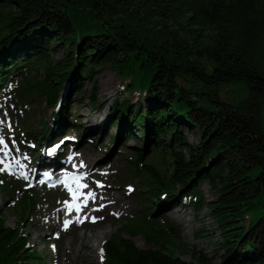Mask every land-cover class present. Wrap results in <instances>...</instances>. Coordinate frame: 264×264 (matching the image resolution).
Here are the masks:
<instances>
[{
	"label": "trees",
	"instance_id": "16d2710c",
	"mask_svg": "<svg viewBox=\"0 0 264 264\" xmlns=\"http://www.w3.org/2000/svg\"><path fill=\"white\" fill-rule=\"evenodd\" d=\"M66 46L65 58L55 60L53 51ZM23 62L43 66L34 86L58 105L51 116L58 129L70 125L71 95L85 77L93 87L85 99L104 107L94 80L100 67L111 66L128 80L127 93H139L136 104L114 97L108 121L117 128L114 145L136 140L132 149L124 144L128 166L148 196L141 213L104 242L103 264H214L202 252L193 251V260L180 256L188 249L166 215L185 204L208 206L219 221L220 264H264V214L243 223L264 191V0H0V94ZM232 83L246 95L228 102L221 87ZM48 130L25 137L51 145L55 129ZM186 130L196 132V143ZM155 150L169 156L170 172L144 163ZM203 183L216 190L215 199L204 198ZM34 202L28 189L16 208L22 221ZM4 212L0 205V264H48L21 222L8 226ZM231 222L239 225L225 227ZM138 235L149 247L137 245Z\"/></svg>",
	"mask_w": 264,
	"mask_h": 264
},
{
	"label": "rangeland",
	"instance_id": "374dc122",
	"mask_svg": "<svg viewBox=\"0 0 264 264\" xmlns=\"http://www.w3.org/2000/svg\"><path fill=\"white\" fill-rule=\"evenodd\" d=\"M51 46L53 45L50 44V48ZM67 50V46L62 49L57 48L52 56L55 60L64 59ZM23 63L15 71L17 75L9 82L5 93L0 94V122H2L0 123V137L4 139L7 146L5 148L4 145H0V149H3L0 151V158L4 160V163L0 164V169H3L5 164H11L10 169L0 171V205L5 211L4 220L8 226H17L20 221L30 244L46 257L48 264H103L101 249L104 242L119 228L121 221L141 213L142 200L148 196L147 187L141 183L142 176L131 174L128 166L132 154L130 148L126 147L132 149L136 140L121 139L114 145L111 136L117 128L108 121V109L114 97L130 98L136 104L139 93H127L124 86L128 80L122 82L114 68L100 67L95 72L94 80L97 81V98L100 103L104 104V107H91L85 99L84 94H89L93 88L92 77H85L71 95L70 105L73 110H70L69 116L67 115V118L71 120L70 125L58 129L59 126L55 125L51 118L58 105L54 106L49 103L36 91L37 87L34 86L38 80L43 78L45 73L43 66L36 64L31 67L26 62ZM108 80L111 81L109 86L105 85ZM67 84L68 82L63 84L61 94L66 92ZM243 88L237 83L222 86L221 96L228 102L239 101L246 95V90ZM45 120L48 121L47 129H44ZM51 129H55L52 141L59 138L64 140V144L58 150L59 153L66 156V159L73 158L70 163L69 160L67 161L68 164L82 171L83 183H87V187L95 193V199H89L87 207L78 213L81 218L85 216L89 218L83 219V222L78 220L73 222L74 214L70 213L63 221L69 220L72 223L65 228L62 221L61 230L58 223L61 214L60 207L63 202L72 199L68 193L49 188L47 185H35L31 188L30 183L33 182L32 177L39 161L38 157L45 154L42 150L48 142L44 143L37 138L25 137V134L31 130L51 132ZM186 132L191 142L198 141L195 131L186 130ZM138 135L141 136V134ZM38 152L39 155H37ZM144 163H154L162 171L172 170L169 156L159 150H155L151 156L146 157ZM21 165H25V169ZM141 169L144 170L145 166ZM10 170L14 173L10 174ZM259 172L260 167L257 166L252 168L249 174L255 177ZM98 179L103 181L105 186L98 188L95 183ZM40 180L41 174L37 177V184ZM12 184H15V190L10 193L6 192ZM28 189H32L35 194V204L32 211L27 213L25 220L22 221V214L16 208ZM202 190L207 201L217 197L216 190L208 183H203ZM110 197L117 199L113 200L115 207L113 212L100 207L105 204L104 199ZM83 200L80 198L81 203ZM255 200L256 206L247 213L243 223L255 222L260 215L264 214V191ZM181 216L183 220H180ZM91 217H102L103 219L93 222ZM166 219L172 222L177 230L179 228L182 242L188 249L186 253L179 252L183 259L193 260L191 254L195 251L197 254L202 252L214 264L221 263L224 249L219 243L224 240L223 229L208 206L200 210H196L193 204L174 207L167 212ZM237 225H239L238 222H231L225 227ZM106 227H109L107 234L100 239L97 238L96 234ZM236 231L233 230L231 233ZM83 238L87 239L89 247L95 248L94 257L88 255L90 250L81 246ZM134 240L141 248L149 247L143 235H138Z\"/></svg>",
	"mask_w": 264,
	"mask_h": 264
},
{
	"label": "snow or ice",
	"instance_id": "6c2138e0",
	"mask_svg": "<svg viewBox=\"0 0 264 264\" xmlns=\"http://www.w3.org/2000/svg\"><path fill=\"white\" fill-rule=\"evenodd\" d=\"M2 123V122H0ZM0 145H4L5 148L7 147L5 144V141L2 137H0ZM58 147V146H57ZM0 151H3V149H0ZM5 155H7V153H5ZM4 160L2 158H0V164H3ZM82 166V165H81ZM11 168V164H5L3 169H0V171L5 170V169H10ZM26 178V175H25ZM82 176H66L64 181H61L62 183H65V185L67 186L69 192L72 194V200L71 201H65V204L67 205V209L69 212H71L73 209H75V211L77 213H80L83 208L87 207L88 204V200L89 199H95V193L94 192H89L87 194H84L82 192L79 191V189L87 187V185L84 184H80L79 181L82 179ZM71 181V182H70ZM75 183L76 187L73 188L72 184ZM99 187H103L102 184L98 185ZM80 196H84L85 199L83 200V203L80 202ZM100 207H104L103 205H101ZM98 210V209H97ZM89 217L85 216L83 218H81L79 215L77 216V220L79 222H83V219H88ZM98 219H103L102 217H91V220L93 222H95ZM64 227L67 228L70 223H72V221L69 220H64ZM101 254H102V258H103V249H101Z\"/></svg>",
	"mask_w": 264,
	"mask_h": 264
},
{
	"label": "bare ground",
	"instance_id": "6f19581e",
	"mask_svg": "<svg viewBox=\"0 0 264 264\" xmlns=\"http://www.w3.org/2000/svg\"><path fill=\"white\" fill-rule=\"evenodd\" d=\"M110 80H108V81H106L105 82V85H110ZM111 103H113V100L111 101ZM110 103V104H111ZM92 126H95V125H92ZM58 131V130H57ZM73 155H74V153H73ZM73 155H72V157H73ZM69 156H71V154L69 155ZM73 159V158H72ZM72 159H70V162L72 161ZM69 162V163H70ZM23 168H24V166L25 165H21ZM25 169V168H24ZM23 173V172H22ZM24 176H25V174H24ZM84 185H88L87 183H84ZM79 191L80 192H82V193H84L85 192V194H87V193H89V192H91V188H89V187H84V188H81V189H79ZM80 197H83L84 199H85V197L84 196H80ZM113 200H117V199H115L114 197H110V198H106V199H104V209L105 210H107V211H109V212H113L114 210H115V207L113 206ZM102 209H100V211H101ZM60 217H59V220H58V223H59V226H60V230L62 229V227H61V222L63 221V219L68 215V214H74V219H73V222H75L77 219V216L79 215L76 211H75V209H73L71 212H69L68 211V209H67V205L65 204V202H63L62 203V205H61V207H60ZM80 216V215H79ZM184 218H183V216H181L180 217V220H183ZM109 231V227H106V228H104V229H102V230H100L97 234H96V237L97 238H102V237H104L106 234H107V232ZM81 246H85V248L86 249H88V250H90V253L88 254L89 256H92V257H94V252H95V248L93 247V246H90L89 247V243L87 242V239H85V238H83L82 240H81Z\"/></svg>",
	"mask_w": 264,
	"mask_h": 264
}]
</instances>
